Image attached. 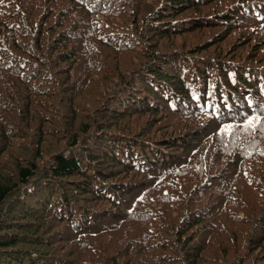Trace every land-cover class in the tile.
<instances>
[{
    "label": "trees",
    "instance_id": "1",
    "mask_svg": "<svg viewBox=\"0 0 264 264\" xmlns=\"http://www.w3.org/2000/svg\"><path fill=\"white\" fill-rule=\"evenodd\" d=\"M0 264H264V0H0Z\"/></svg>",
    "mask_w": 264,
    "mask_h": 264
},
{
    "label": "snow or ice",
    "instance_id": "2",
    "mask_svg": "<svg viewBox=\"0 0 264 264\" xmlns=\"http://www.w3.org/2000/svg\"><path fill=\"white\" fill-rule=\"evenodd\" d=\"M249 123H251V121Z\"/></svg>",
    "mask_w": 264,
    "mask_h": 264
}]
</instances>
